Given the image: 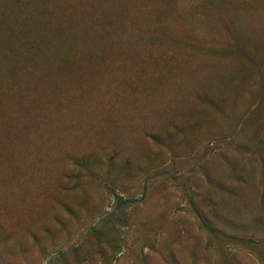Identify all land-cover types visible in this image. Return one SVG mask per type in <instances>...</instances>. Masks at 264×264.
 Wrapping results in <instances>:
<instances>
[{
  "label": "rangeland",
  "instance_id": "374dc122",
  "mask_svg": "<svg viewBox=\"0 0 264 264\" xmlns=\"http://www.w3.org/2000/svg\"><path fill=\"white\" fill-rule=\"evenodd\" d=\"M0 264H264V0H0Z\"/></svg>",
  "mask_w": 264,
  "mask_h": 264
}]
</instances>
